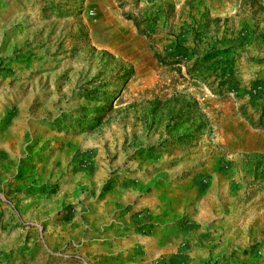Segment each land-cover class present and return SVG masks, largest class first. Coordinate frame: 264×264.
I'll return each mask as SVG.
<instances>
[{
    "label": "rangeland",
    "instance_id": "obj_1",
    "mask_svg": "<svg viewBox=\"0 0 264 264\" xmlns=\"http://www.w3.org/2000/svg\"><path fill=\"white\" fill-rule=\"evenodd\" d=\"M240 104L264 106V0H0V264H264Z\"/></svg>",
    "mask_w": 264,
    "mask_h": 264
},
{
    "label": "trees",
    "instance_id": "obj_2",
    "mask_svg": "<svg viewBox=\"0 0 264 264\" xmlns=\"http://www.w3.org/2000/svg\"><path fill=\"white\" fill-rule=\"evenodd\" d=\"M216 56V53H212L211 55H208L204 57L201 60H197L193 63V67L196 69L200 63H204L208 59H212ZM154 57L159 58L157 53H154ZM163 62V61H160ZM213 72L215 75H211L208 78H214L216 81H212V84H216L213 93L216 96L223 97L226 96L229 93H232L233 91L231 89H226L225 87L230 84L229 77L225 75V72L219 73V70L214 69ZM214 76V77H212ZM190 111L192 110L195 118L197 119V122L194 124V132L198 133V139L204 134V132L207 130L208 127V120L206 119L203 112H201L198 108V104L196 101H185L183 103V107L181 108V111ZM237 113L254 129L264 130V106L260 105L255 113L249 112L246 105L240 104L237 108ZM186 117L187 114H184ZM257 116V117H256ZM188 122V117L186 118ZM210 131V129H209ZM246 158H257V162L264 163V155H248Z\"/></svg>",
    "mask_w": 264,
    "mask_h": 264
}]
</instances>
